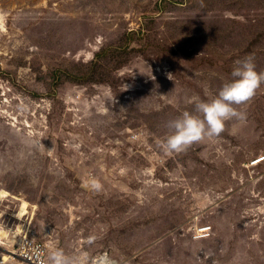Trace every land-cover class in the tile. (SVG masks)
Here are the masks:
<instances>
[{
    "label": "rangeland",
    "instance_id": "374dc122",
    "mask_svg": "<svg viewBox=\"0 0 264 264\" xmlns=\"http://www.w3.org/2000/svg\"><path fill=\"white\" fill-rule=\"evenodd\" d=\"M263 23L264 0H0L1 264L43 230L84 264H264V81L244 121L161 144L235 60L264 71Z\"/></svg>",
    "mask_w": 264,
    "mask_h": 264
},
{
    "label": "clouds",
    "instance_id": "9594fccd",
    "mask_svg": "<svg viewBox=\"0 0 264 264\" xmlns=\"http://www.w3.org/2000/svg\"><path fill=\"white\" fill-rule=\"evenodd\" d=\"M264 81V71H257L252 56L248 55L233 62L230 78L221 82L215 93L208 98L198 95L188 97L193 110H183L176 117L166 121L169 131L161 144L165 151H180L194 141L220 133L228 120L244 121L246 113L236 106L251 98L258 85ZM85 184L93 190H100L101 182L89 175ZM92 239V237H89ZM39 249L33 248V254L39 256ZM46 264H84L81 255H68L60 247L50 249ZM91 264H117L108 253H98Z\"/></svg>",
    "mask_w": 264,
    "mask_h": 264
},
{
    "label": "built area",
    "instance_id": "2783aa9c",
    "mask_svg": "<svg viewBox=\"0 0 264 264\" xmlns=\"http://www.w3.org/2000/svg\"><path fill=\"white\" fill-rule=\"evenodd\" d=\"M140 135H141L140 133H137L138 138ZM46 234L47 232L43 230L42 239L26 236L22 240V243L19 244L18 249L15 251L14 258L19 259L23 262H27L29 264H46L47 255L51 249V244L46 239V238H50V236ZM33 248H38L40 250L39 256L33 254Z\"/></svg>",
    "mask_w": 264,
    "mask_h": 264
},
{
    "label": "bare ground",
    "instance_id": "6f19581e",
    "mask_svg": "<svg viewBox=\"0 0 264 264\" xmlns=\"http://www.w3.org/2000/svg\"><path fill=\"white\" fill-rule=\"evenodd\" d=\"M264 158H261L260 160H258V161H261V160H263ZM28 204H26V203H24V205L22 206V211L25 209V210H27V208H28ZM22 214H24L23 212H22ZM197 230H198V237H200V236H204V235H208L207 233H210L209 232V230H210V228H208V227H198L197 228ZM9 256V255H8ZM9 258H10V256H9ZM5 263V262H4ZM0 264H1V262H0Z\"/></svg>",
    "mask_w": 264,
    "mask_h": 264
},
{
    "label": "trees",
    "instance_id": "16d2710c",
    "mask_svg": "<svg viewBox=\"0 0 264 264\" xmlns=\"http://www.w3.org/2000/svg\"><path fill=\"white\" fill-rule=\"evenodd\" d=\"M146 13V12H145ZM144 14V13H143ZM260 31H264V23L261 25Z\"/></svg>",
    "mask_w": 264,
    "mask_h": 264
}]
</instances>
